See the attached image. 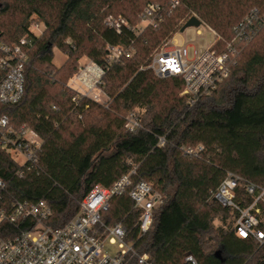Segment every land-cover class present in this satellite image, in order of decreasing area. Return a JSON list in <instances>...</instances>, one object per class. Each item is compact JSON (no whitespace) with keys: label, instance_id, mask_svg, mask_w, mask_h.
I'll use <instances>...</instances> for the list:
<instances>
[{"label":"trees","instance_id":"trees-1","mask_svg":"<svg viewBox=\"0 0 264 264\" xmlns=\"http://www.w3.org/2000/svg\"><path fill=\"white\" fill-rule=\"evenodd\" d=\"M172 2L0 0V42L24 40L28 55L23 96L0 104V118L41 139L30 169L0 149V204L46 201L52 214L44 225L61 228L94 186L111 187L134 171V183L146 181L164 198L150 230L139 235L141 211L127 193L111 199L103 221L126 226L134 248L154 264H190L187 255L198 264H264V243L238 237L236 212L214 199L229 173L264 188V0H178L175 8ZM150 3L164 9L156 28L135 34L113 26L117 19L137 26ZM254 12L262 22L251 26L245 43L235 28ZM193 14L216 33L212 49L222 53L233 45L236 55L228 78L190 106L181 77H158L147 66ZM32 25L44 29L36 34ZM109 46L123 49L117 61H110ZM54 49L66 56L61 66ZM83 57L104 69L98 88L105 102L70 85ZM130 114L139 121L134 131L126 127ZM24 228L0 223V239Z\"/></svg>","mask_w":264,"mask_h":264},{"label":"built area","instance_id":"built-area-1","mask_svg":"<svg viewBox=\"0 0 264 264\" xmlns=\"http://www.w3.org/2000/svg\"><path fill=\"white\" fill-rule=\"evenodd\" d=\"M178 0H173L175 8ZM164 9L156 3L148 4L141 15V25L130 27L128 22L120 19L113 25L118 31L121 25L130 28L135 34L141 33L146 27L156 28L164 20ZM201 23L203 20L197 17ZM264 19V15L262 17ZM262 19L254 12L235 28L236 35L245 43L251 40L254 23L260 25ZM250 29V36H244L245 29ZM211 29V28H210ZM216 37V33L211 29ZM197 34L201 31L197 29ZM175 36L170 37L156 51L147 68L158 77L179 76L183 81L182 95L187 103L193 106L202 97L210 96L213 91L228 78L231 71L236 49L228 45L227 51L217 52L210 46L204 50L194 49L191 53L188 45L177 46ZM25 43L21 40V45ZM21 45L8 46L0 42V104H16L24 93V66L28 55ZM109 59L117 61L124 53L119 46H109ZM101 75L90 85L81 75V67L75 79L81 87L91 93L98 88L104 69L95 64ZM75 89V88H74ZM77 90V89H76ZM79 91V90H78ZM81 94L90 97L86 92ZM98 101L97 98H93ZM75 100V99H74ZM126 127L134 131L139 127L138 119L130 114ZM165 138H160L164 145ZM41 148V139L33 130L14 129L6 116L0 118V149L11 157L19 156L21 167L32 168ZM197 150H186L187 155H197ZM19 174L22 170L18 171ZM134 171L120 177L111 187L94 186L82 199L78 214L61 228L44 225L52 214L46 201L13 202L10 205L0 204V223L25 225V228L10 238L0 239V264H154L149 255L139 253L129 241L128 229L123 224L107 225L103 214L108 211L111 199L125 193L132 199L135 208L141 211L139 217V235L146 234L154 221L155 213L164 204V198L146 181H132ZM0 179V188H4ZM243 188V195L240 192ZM1 198V194H0ZM214 199L222 206L233 209L236 214L235 232L243 239H253L264 243V188L255 183L243 182V179L229 173L214 193ZM107 244L116 245L118 250L111 254ZM186 262L198 264L192 255H187Z\"/></svg>","mask_w":264,"mask_h":264},{"label":"rangeland","instance_id":"rangeland-1","mask_svg":"<svg viewBox=\"0 0 264 264\" xmlns=\"http://www.w3.org/2000/svg\"><path fill=\"white\" fill-rule=\"evenodd\" d=\"M192 16L198 17L195 14H193ZM116 21H119V19H117ZM140 22L137 25H141ZM43 29H44L43 25L31 26V30L36 34H40L43 31ZM197 29L201 31V35L197 34ZM175 34L176 36L174 43L177 46L188 45L190 53L194 49H198V50L207 49L210 46H212V44L216 40L214 33L204 23H201L198 27H187L184 31H181L180 29L177 33H174L172 36H174ZM65 60H66V56L63 53H61L59 50L54 49V63L57 64V66H61L65 62ZM80 63H81V67L84 70L81 71V75H83V77L86 79L85 82L87 83V85L93 83L95 80L98 79V75H101V73L95 69V64L92 63L88 58L83 57L80 60ZM70 85L79 91H82L84 93L86 92L91 98H97L99 102H105L107 100L106 95L99 88H95L91 93H88L89 91L85 87L80 88L81 83L77 81L75 77L70 81ZM13 159L15 161H20V162L23 161L21 157L16 155L13 156ZM106 247L108 252L111 254H115L118 250V247L116 245L107 244Z\"/></svg>","mask_w":264,"mask_h":264},{"label":"water","instance_id":"water-1","mask_svg":"<svg viewBox=\"0 0 264 264\" xmlns=\"http://www.w3.org/2000/svg\"><path fill=\"white\" fill-rule=\"evenodd\" d=\"M201 24V21L195 17L192 16L185 24L184 26L181 28V31H184L187 27H198ZM216 201V199H215Z\"/></svg>","mask_w":264,"mask_h":264}]
</instances>
